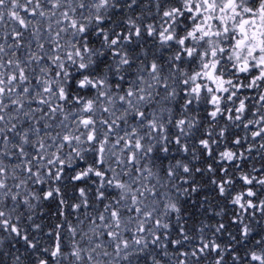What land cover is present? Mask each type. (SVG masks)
I'll list each match as a JSON object with an SVG mask.
<instances>
[{"label": "snow or ice", "instance_id": "snow-or-ice-1", "mask_svg": "<svg viewBox=\"0 0 264 264\" xmlns=\"http://www.w3.org/2000/svg\"><path fill=\"white\" fill-rule=\"evenodd\" d=\"M0 264H264V0H0Z\"/></svg>", "mask_w": 264, "mask_h": 264}]
</instances>
